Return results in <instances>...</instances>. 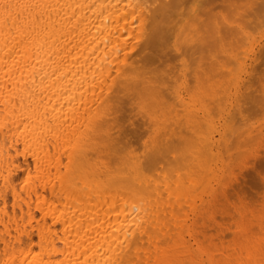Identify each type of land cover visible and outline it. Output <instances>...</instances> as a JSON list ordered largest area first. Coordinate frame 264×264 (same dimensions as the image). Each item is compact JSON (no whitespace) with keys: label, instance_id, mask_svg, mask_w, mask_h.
Listing matches in <instances>:
<instances>
[{"label":"bare ground","instance_id":"6f19581e","mask_svg":"<svg viewBox=\"0 0 264 264\" xmlns=\"http://www.w3.org/2000/svg\"><path fill=\"white\" fill-rule=\"evenodd\" d=\"M260 39L264 0H0V242H45L3 264H264V192L234 167Z\"/></svg>","mask_w":264,"mask_h":264},{"label":"rangeland","instance_id":"374dc122","mask_svg":"<svg viewBox=\"0 0 264 264\" xmlns=\"http://www.w3.org/2000/svg\"><path fill=\"white\" fill-rule=\"evenodd\" d=\"M261 40V39H260ZM263 41H264V39H262L261 40V42H262V44H261V42H259L258 41V44L259 45H256V48H255V50L257 49V51H255L256 52V55L257 56H261L260 58L258 57H256V55H255V60L254 61H252V64L249 66V69H248V71L249 72H251V73H249V72H247L246 73V75L247 76H245L244 77V83L246 84L245 86L248 88L249 86L251 87H249L250 89H247L246 88V90H247V92L248 91H250L251 89V94H252V96H254L255 97V99H253V100H255L253 103L254 104H252V102L251 101H253V100H249L248 99V97H246V99H245V96H244V99L242 100V101H248L247 102V105H248V103H249V105H251V106H249L248 108L250 109V111H248L249 113V115L248 116H246L247 118V120H249V123H248V121L246 120V122H247V127H248V125L250 126V124L252 125L254 122V124H257V123H259L260 124V122H261V125H259V124H257L259 127H258V130H255V132L258 134V137L256 138V139H254L253 141H250L249 143H247V145H248V147H247V150H245L244 148H241L242 150H244L245 151V153H244V155L246 154V156H245V158H244V156H242L240 159H239V163L238 162H235L234 164V167H235V171H237L238 173H240V182L238 183V185L240 186L241 185V187H242V192L241 193H245L246 194V196H247V198H246V201H247V203H248V205L251 207V208H253V210H255V209H257V208H259V207H261V202H259L260 201V199H261V201H262V195H261V193H263L264 192V179H263V175H264V129H262V128H264V120L262 121V118L264 119V115H263V111H264V85L263 86H261V84H264V53H263V51H264V44H263ZM141 42V41H140ZM145 43L143 42H141L140 43V45L139 46H141V47H143V45H144ZM261 45V46H260ZM260 47H262V49L260 48ZM260 49H261V53H260ZM147 51H149L148 49H146ZM146 50H144L143 52H142V54H145L147 51ZM259 53H260V55H259ZM263 53V54H262ZM141 54V55H142ZM140 54L137 56L138 58H141L140 56H141ZM257 58V59H256ZM144 60V59H143ZM143 60H141V62H143ZM139 62H140V60H139ZM255 64V65H254ZM257 64V65H256ZM253 66V67H252ZM249 73V74H248ZM250 75V76H249ZM248 76H249V78H248ZM246 79H248L247 81L249 82V83H247V81H246ZM246 81V82H245ZM197 83H195V85H194V82H192V87H191V89H190V91L192 90V88H193V91H196L195 89H197L198 87H196L197 85H196ZM250 84V85H249ZM200 85V84H199ZM194 86H195V89H194ZM254 89V90H253ZM261 90H263V91H261ZM256 91V92H255ZM261 91V92H260ZM263 92V93H262ZM196 93H199V92H196ZM112 95H113V92L111 93ZM256 99H258V100H256ZM246 101H245V104H246ZM255 102H258V103H260V104H255ZM129 106V105H128ZM253 106V107H252ZM256 107V108H255ZM127 108V107H126ZM130 108V107H129ZM255 108V109H254ZM248 109V110H249ZM127 110V109H126ZM251 110H252V112H251ZM254 110V111H253ZM255 110H257V111H255ZM258 110L260 111V112H258ZM127 111H129V112H127ZM127 111H125V113L123 112V111H120L119 113V115L120 116H122V118L124 119V120H121V131L119 130V132H121V134H124L123 135V137L126 139V140H128L127 142H128V146L130 147V149H136L137 151H140V150H142L143 148H144V150H145V142L144 141H146V139H147V136H148V132L146 131V128L148 127V124L147 125H144L145 124V118H144V116H146V115H144L142 112H138L137 110H134V109H132L131 110V108L130 109H128ZM122 112V113H121ZM126 112H127V114H126ZM131 112V113H130ZM254 112V113H253ZM259 113H260V115H259ZM123 114V115H122ZM254 114H255V116H254ZM257 115V116H256ZM125 117V118H124ZM261 118V119H260ZM254 120V121H252V120ZM129 122H128V121ZM258 120H260V122H258ZM125 121V122H124ZM142 121V122H141ZM250 121H252L251 123H250ZM127 122V123H126ZM240 122L241 123H244V122H242L241 120H240ZM246 122L244 123L245 124V126L244 127H246ZM124 123V124H123ZM142 123V124H141ZM124 126V127H123ZM261 126V127H260ZM251 127V126H250ZM122 128H123V131H122ZM124 128H125V130H126V134L128 135H126L125 134V132H124ZM259 129H262V132L261 133H259L258 131H259ZM246 130H248V129H246ZM146 131V133H144ZM261 131V130H260ZM124 132V133H123ZM142 134H141V133ZM259 134H261V135H259ZM262 134H263V136H262ZM143 135H145V136H143ZM126 136V137H125ZM145 137V138H142V139H144V141L143 142H141V138L140 137ZM129 137V138H128ZM263 137V138H262ZM260 138V139H259ZM141 144H144V145H142L141 146ZM250 145V146H249ZM253 145L255 146V149H254V147H253ZM131 146H134L133 148H131ZM144 146V147H143ZM142 148V149H141ZM249 148H251V150L249 149ZM252 148H253V150H252ZM258 148V149H257ZM260 149V150H259ZM257 151V152H256ZM246 152H249L248 154L246 153ZM255 153V154H254ZM257 154V155H256ZM255 155V156H254ZM248 156H250V158L248 157ZM253 156V157H252ZM258 156V157H257ZM248 158V159H247ZM246 159H247V161H246ZM243 160V161H242ZM245 160V161H244ZM244 162V163H243ZM245 162L247 163V164H245ZM259 162H260V165H259ZM241 164V165H240ZM237 166V167H236ZM240 169H239V168ZM238 169L240 170V171H238ZM258 170L260 171V172H258ZM262 171H263V173H262ZM259 174H258V173ZM256 182H259V183H256ZM259 184H260V186H259ZM262 184V185H261ZM259 188V189H258ZM231 190H232V188H231ZM234 191V189L232 190V195H233V192ZM257 192H259V194L258 195H256L257 194ZM260 196V197H259ZM238 197L236 196V195H233V199H232V203H231V205H230V207H233L232 206V204L234 203V205L237 203L236 202V200L237 201H239V203L241 202V200H238V199H240V198H238ZM248 198H251V199H248ZM252 199H254V200H252ZM257 199H259V200H257ZM241 204V205H240ZM240 204H236L235 205V207H233V208H230V210L232 211L233 210V212H231L232 214H235V212H236V210L234 209V208H236L237 206L238 207H241V206H243V203L241 202ZM11 205H9L8 207H7V209L6 210H1L0 209V222L1 221H3V222H6L7 221V216H8V214H7V212H11V207H10ZM259 209H262V207L261 208H259ZM2 211V212H1ZM3 211H7V212H3ZM3 213H5V215L3 214ZM56 213V212H55ZM18 215H19V217H18V215H17V221H18V224H25L26 226H27V228L29 227H31V225H34V227H36L37 226V221H34V220H36V219H39V217L41 218V216H42V214L39 212V211H36L35 212V214H34V219H32V220H30V217H27V216H29L28 214H21L19 211H18V213H17ZM3 215V216H2ZM41 215V216H40ZM232 216V215H231ZM231 216H228L225 220L226 221H233V217H231ZM21 217V218H20ZM27 217V218H26ZM4 218V219H3ZM20 218V219H19ZM29 218V219H28ZM23 219V220H22ZM26 219V220H25ZM6 220V221H5ZM21 220H22V222H21ZM27 220H28V222H27ZM47 220H48V222H50L51 223V218L50 217H48L47 218ZM42 221V220H41ZM24 222V223H23ZM29 222H31L30 224H29ZM33 222H35L34 224H33ZM22 224H21V226H22ZM57 225V228L59 227V225L60 224H56ZM0 227H3L2 226V222L0 223ZM56 227V226H55ZM12 232H15V230L14 229H12ZM38 234H37V232H36V230L34 229V232H33V238H32V240L33 241H31L30 243L27 241V239L26 240H23V239H25L26 238V236L24 235V233L20 236V238H18L17 240H14V242H12V246H15L14 248H12L11 246L10 247H8V248H5L4 247V243L2 242V240H1V242H0V264H3V259L2 258H7L8 256H10V253L13 251V250H15V252L17 251V253H15V254H17V255H20V252L19 251H22V254H24V253H27L28 254V256H29V259L31 258V256L32 255H34L36 252L38 253V254H36V255H39L41 252H42V250L44 249V244L43 243H45L44 241H42V240H40V237H38L37 236ZM25 237V238H24ZM226 238H230V236H226ZM21 241H22V243H21ZM38 241V242H37ZM40 241V242H39ZM19 242H20V244H19ZM31 244L30 246H28L29 244ZM2 244H3V246H2ZM27 244V246H25ZM33 244V245H32ZM39 244V245H38ZM17 245L20 247H17ZM25 247H24V246ZM23 246V247H22ZM33 246V247H32ZM61 246V242L59 241L58 242V247H60ZM26 247H27V249H26ZM40 247H43L42 248V250L40 249ZM3 248V249H2ZM10 248H11V250H10ZM23 248V249H22ZM33 248H35V250L33 251ZM32 249V250H31ZM2 250H4V252L2 251ZM10 250V251H9ZM25 250H26V252H25ZM29 251H30V253H29ZM36 251V252H35ZM41 251V252H40ZM3 252V253H2ZM7 252V253H6ZM31 252H33V253H31ZM9 253V254H8ZM30 254H32V255H30ZM20 257V256H19ZM28 259V258H27ZM15 264H18V261H16L15 262Z\"/></svg>","mask_w":264,"mask_h":264}]
</instances>
